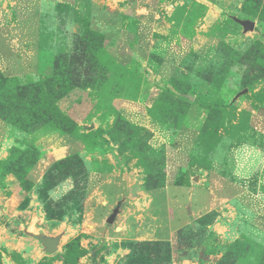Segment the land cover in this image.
Instances as JSON below:
<instances>
[{"label":"rangeland","instance_id":"374dc122","mask_svg":"<svg viewBox=\"0 0 264 264\" xmlns=\"http://www.w3.org/2000/svg\"><path fill=\"white\" fill-rule=\"evenodd\" d=\"M5 184L0 264H264V0H0Z\"/></svg>","mask_w":264,"mask_h":264},{"label":"crops","instance_id":"0c3cea01","mask_svg":"<svg viewBox=\"0 0 264 264\" xmlns=\"http://www.w3.org/2000/svg\"><path fill=\"white\" fill-rule=\"evenodd\" d=\"M48 158V157H47ZM15 192V188H13L12 186H10L9 184H5L4 187L0 188V207H1V213L6 214L7 218H9L14 212H15V206L17 204V202L22 198V195L19 191ZM5 196V197H3ZM102 199V198H101ZM103 201L101 202V204H106L103 208H104V213H107L108 210H110L111 207L114 206V201L111 199L110 195L104 196V198L102 199ZM90 202L91 199H90ZM30 206H31V201H30ZM95 209H97V206H93L92 203L88 206V209L86 210V213L88 212V214H92V219L94 220V212ZM18 211L20 214H23L24 218H29L30 223L32 224L33 218L31 216H27L26 214L29 213L26 209L24 211H20V210H16ZM85 213V216L88 217L89 215ZM85 216H84V220H85ZM100 220H102L101 217H99L96 222H94L93 226H92V231H96L95 226L99 225L98 222H100ZM108 222V220H107ZM29 223V224H30ZM96 224V225H95ZM42 239H40L41 241ZM58 243H59V239H58ZM42 244V243H41ZM21 245V244H20ZM25 243L22 244V246H24ZM58 245V244H57ZM23 248V247H22ZM57 248V246H56ZM37 254H40V252L36 251ZM33 253V251L31 252V254Z\"/></svg>","mask_w":264,"mask_h":264},{"label":"water","instance_id":"95a60500","mask_svg":"<svg viewBox=\"0 0 264 264\" xmlns=\"http://www.w3.org/2000/svg\"><path fill=\"white\" fill-rule=\"evenodd\" d=\"M245 28L247 29H252L253 26L251 24H246ZM42 245L44 246L46 252H48L49 254H54L56 252V246L58 244V238H54V239H45V240H41Z\"/></svg>","mask_w":264,"mask_h":264}]
</instances>
